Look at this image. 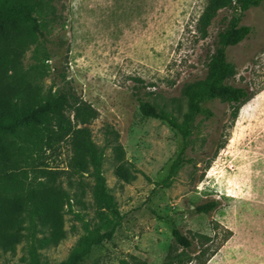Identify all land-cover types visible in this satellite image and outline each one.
Segmentation results:
<instances>
[{
	"label": "rangeland",
	"instance_id": "obj_1",
	"mask_svg": "<svg viewBox=\"0 0 264 264\" xmlns=\"http://www.w3.org/2000/svg\"><path fill=\"white\" fill-rule=\"evenodd\" d=\"M45 16L46 44L53 57L43 79L46 89L73 87L99 115L90 124L105 157L103 173L124 215L111 240L95 245L92 264H264V0L247 10L242 23L251 35L228 49L237 67L230 82L259 91L233 120L227 103H210L215 115L198 118L194 151L170 184H165L184 139L163 118L143 114L138 96L175 112L187 109L181 90L203 77L218 31L240 13L223 8L203 36L198 20L208 0H50ZM34 44L23 55V67L36 64ZM44 61V57L41 56ZM65 70L61 79L55 66ZM109 126L119 133L108 134ZM124 148L122 163L133 178L115 173V145ZM70 139L57 144L47 164L62 173L71 199L64 206L66 236L42 246L39 228L27 229L15 251L0 254V264H25L37 254L52 263L66 259L94 221V180L70 167ZM207 199L220 204L196 213ZM170 216L195 242L191 249L175 244L166 222ZM231 231V232H230ZM206 250L196 256L200 248ZM215 252V253H214ZM214 253V254H212Z\"/></svg>",
	"mask_w": 264,
	"mask_h": 264
},
{
	"label": "trees",
	"instance_id": "obj_2",
	"mask_svg": "<svg viewBox=\"0 0 264 264\" xmlns=\"http://www.w3.org/2000/svg\"><path fill=\"white\" fill-rule=\"evenodd\" d=\"M49 1L0 0V254L15 251L27 229L39 228L46 234L40 240L42 246L65 238L64 206L71 195L61 180L62 172L51 169L47 160L57 144L69 138L73 149L70 167L94 180L91 190L94 221L87 225L86 233L79 237L66 259L52 263L35 253L25 264H92L88 254L95 245L113 238L124 215L107 185L103 173L105 154L89 126L98 117V109L71 86L53 90L46 89L43 83L52 68L46 61L54 56L46 45L50 29L42 20ZM261 3L262 0H208L198 20V30L203 36L221 9L236 5L240 13L218 31L206 74L184 84L181 93L187 109L181 121L175 112L137 97L143 114L168 120L184 139L165 184H170L193 156L189 151H194L192 135L196 121L215 115L210 103L229 104L235 120L241 107L258 94L248 85L230 82L237 75V67L229 59L228 49L251 35L253 27L243 24L242 18L247 10ZM31 44L36 64L25 70L22 58ZM55 71L61 79L67 78L66 71L57 65ZM106 132L113 133V140H118L117 131L107 126ZM115 153L119 162L116 175L131 181L133 174L122 163L124 148L120 143L115 145ZM219 204L217 199H207L198 203L194 211L210 213ZM166 222L176 245L183 249L195 246L194 240L170 216ZM197 252L200 257L206 250L201 247Z\"/></svg>",
	"mask_w": 264,
	"mask_h": 264
}]
</instances>
